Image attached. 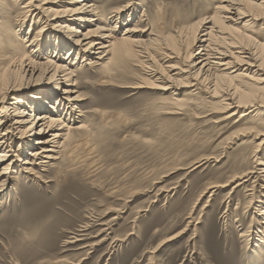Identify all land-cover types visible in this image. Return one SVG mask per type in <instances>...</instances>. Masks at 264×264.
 Listing matches in <instances>:
<instances>
[{"label":"rangeland","instance_id":"374dc122","mask_svg":"<svg viewBox=\"0 0 264 264\" xmlns=\"http://www.w3.org/2000/svg\"><path fill=\"white\" fill-rule=\"evenodd\" d=\"M13 2L0 0L7 6L1 11L0 5V71L18 64L19 58L47 52L37 19L23 28L18 23L23 5L13 9L11 18L3 17ZM221 2L94 1L103 20L131 3L130 21L124 16L99 25L111 29L116 23V40L128 26L146 30L142 39L160 67L166 49L180 54L173 62L188 64L187 55L199 50L197 39L212 26L209 17ZM251 11L261 16L251 31H244L243 23L237 28L251 36L250 43L261 45L258 52L264 59V13ZM152 33L162 40L152 42ZM33 40L38 41L32 45ZM75 57L71 62L81 65V55ZM139 61L130 58L125 64L84 66L81 71L72 67L84 100L79 109L83 119L70 121L71 152L65 163L52 162L55 178L48 173L51 167L42 173L50 183L14 176L7 192L11 195L0 200V264H264V249L260 258L250 251L256 239L264 240V234L256 235L264 230L259 216L264 209V166H259L264 163V144L258 147L264 138V113L241 118L246 111L242 109L227 118L232 111L225 112L205 86L182 87L175 93L159 89L165 82L151 80ZM20 75L17 72L16 79L25 81ZM141 82L145 87L134 89ZM246 82L236 84L245 87ZM26 83L23 87L31 84ZM51 87L50 93L56 88ZM16 98H9L7 106ZM81 122L88 128L77 131ZM214 185L222 188L210 189ZM63 192L68 211L60 216L36 214ZM54 216L61 220L54 228L27 225L34 220L52 223Z\"/></svg>","mask_w":264,"mask_h":264},{"label":"bare ground","instance_id":"6f19581e","mask_svg":"<svg viewBox=\"0 0 264 264\" xmlns=\"http://www.w3.org/2000/svg\"><path fill=\"white\" fill-rule=\"evenodd\" d=\"M62 1L14 0L3 15L11 18L10 14L16 7L23 5L20 8L18 23L23 28L30 19H37L36 25L40 27L39 36L44 35L47 41L44 43L46 50L43 49V52H47L43 55L38 51L39 54L33 58L31 56L19 58L18 64L12 65V68L4 67L0 71V200L11 195L7 192L12 180L16 179L15 175L21 177L23 174L47 184L51 180L47 181L42 173L48 172L47 169L53 165L52 162L65 163L67 160L74 141L71 122L83 119L79 109L84 99L77 92L79 83L75 80L76 74L72 67L81 71L84 66L94 68L103 64H125L130 58L139 59L140 65L147 71L151 80L165 82L164 87L159 89L174 90L175 93L182 87L196 88L203 85L209 94L220 100L225 112L232 111L227 118L236 116L242 109L246 111L242 113L241 118L264 113V59L258 52L261 45L250 43L251 36L237 28L243 23L241 28L246 32L251 31L252 25L261 17L251 15V10L264 13V0L261 3L260 0H223L216 6L215 13L209 17L212 26L204 30L203 39H197L200 44L199 50L187 55L188 64L173 62L180 59V54L172 52L171 55L166 49L163 67L153 62L148 43L142 39L146 37V30L128 26L124 29L122 38L116 40L114 33L120 27L116 23L111 29L105 27L108 19L117 18L122 21L125 16L129 20L134 12L131 3L113 11L111 16L103 20L94 3L96 0H71L69 4H62ZM0 5L1 11L6 10V4ZM56 6L59 10H53ZM62 20L65 24L61 23ZM128 20L127 22L130 21ZM206 21L202 20L203 23ZM38 22H41V25ZM85 26H88V29L84 32L82 28ZM3 31V25H0V33ZM30 33L29 29L27 36ZM58 34H64L65 37ZM197 34L198 32L193 36L196 38ZM0 37H3V34H0ZM150 37L154 43L162 40L156 33H152ZM37 41L33 40L31 44L34 45ZM1 47L3 41L0 38V49ZM65 51L67 57L63 58L62 53ZM50 52L54 54L48 57ZM74 54L77 56L76 60L81 55V65L76 61L71 62ZM41 60H44V63H39ZM3 62H0V65L4 64ZM231 70V74L228 73ZM237 71L242 72L233 76ZM17 72L21 73L20 77L25 81L16 79ZM246 78L245 87L236 84V81ZM26 82L31 84L23 87ZM52 85L56 88L50 93L48 91L52 89ZM143 87L145 83L141 82L134 89ZM24 91L34 93L24 94ZM15 96L17 97L15 101L7 106L9 98ZM87 128L88 126L81 122L77 131H84ZM261 137H264V133ZM262 144L264 138L257 146L261 147ZM259 166H264V163H259ZM55 168L51 167L48 172H53L54 178L58 173L54 171ZM219 188L222 186L214 185L210 189ZM62 198H67L66 193L53 197L50 204L36 209V214L47 212H53L58 216L64 214V211L71 207L64 204ZM261 203L264 204V199ZM262 209L259 210V216L262 217L264 224ZM32 211L33 208L30 211L31 215H35ZM58 216L52 217L54 219L52 223L34 220L27 225L51 229L60 224ZM247 233H244V237ZM258 233L263 235L264 230H257V236ZM35 234L36 232H33L32 235ZM255 241L257 243L253 244L250 251L260 258L258 255L264 249V240L260 237ZM257 244L261 247L260 250ZM257 258L253 260L256 261Z\"/></svg>","mask_w":264,"mask_h":264}]
</instances>
